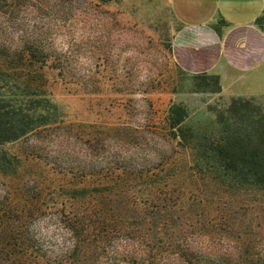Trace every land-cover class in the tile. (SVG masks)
<instances>
[{
    "label": "rangeland",
    "instance_id": "1",
    "mask_svg": "<svg viewBox=\"0 0 264 264\" xmlns=\"http://www.w3.org/2000/svg\"><path fill=\"white\" fill-rule=\"evenodd\" d=\"M181 17L172 0H0V63L13 73L11 81L42 84L57 105L62 125L5 144L4 149L20 163L11 177L0 173V183L34 180L38 190L34 184H25L24 196L37 197L42 192L46 202L60 205L68 180L85 178L81 168L74 167L76 160H94L103 167L134 153L138 162L168 161L170 170H186L191 156L177 139L165 134L171 106L180 105L186 114L185 146V125L196 132L209 131L217 112L239 96L225 93L213 73L191 72L177 61L172 40L185 24ZM223 82L230 93L243 87ZM241 98L252 99L264 112V96ZM67 146L73 148L72 156ZM65 167L73 169L67 173ZM189 181L208 200L236 197L215 187L207 174L194 178L184 173L175 184L188 189ZM142 188L136 185L127 193L140 200ZM118 190L126 191L125 186L114 185L113 191ZM242 197L253 199L250 207L226 206L229 213L219 212L216 227L209 224L217 215L210 209L217 206L201 205L188 215L205 223L201 236L191 241L203 243L219 264L243 260L264 264V195ZM110 206L135 225L134 218H126L122 199ZM229 215L232 219H225ZM29 232L39 252L51 258L70 247L68 235L53 221L35 220ZM104 256L91 253L89 259L97 264H132L129 259Z\"/></svg>",
    "mask_w": 264,
    "mask_h": 264
},
{
    "label": "trees",
    "instance_id": "2",
    "mask_svg": "<svg viewBox=\"0 0 264 264\" xmlns=\"http://www.w3.org/2000/svg\"><path fill=\"white\" fill-rule=\"evenodd\" d=\"M12 76L0 63V173L9 177L17 173L20 160L4 149L5 144L62 127L57 105L46 95L44 86L29 80L14 82ZM185 118L183 108L172 105L165 134L177 139L191 156L186 170H170L168 161L138 162L134 153L103 167L94 160H76L73 165L81 168L85 178L68 180L60 205L53 200L46 202L42 192L37 197L24 196L25 184H34L38 190L34 180L0 183V264H97L90 261L91 253L100 258L105 254L108 259H129L132 264H219L203 243L191 241L201 236L205 223L197 217L190 220L188 215L201 205L217 206L210 209L217 215H212L209 224L216 227L219 212L229 213L226 206L250 207L253 199L243 195H264V112L252 99L233 98L217 112L209 131L196 132L185 125L184 146ZM66 149L72 156L73 148ZM72 169L65 167L64 171ZM184 173L194 178L207 174L215 187L236 197L211 201L202 191L194 190L190 181L188 189L176 186V179ZM116 184L125 186L126 191H113ZM136 185L145 190L140 200L127 193ZM117 198L124 201L126 218L136 220L134 226L110 208ZM41 212L45 215H39ZM35 220L55 222L68 235L70 247L52 258L39 252L38 242L29 232ZM91 237L99 238L92 241Z\"/></svg>",
    "mask_w": 264,
    "mask_h": 264
},
{
    "label": "crops",
    "instance_id": "3",
    "mask_svg": "<svg viewBox=\"0 0 264 264\" xmlns=\"http://www.w3.org/2000/svg\"><path fill=\"white\" fill-rule=\"evenodd\" d=\"M172 2L185 21L172 40L177 61L191 72L213 73L230 96H264V0ZM223 81L243 87L230 93Z\"/></svg>",
    "mask_w": 264,
    "mask_h": 264
}]
</instances>
